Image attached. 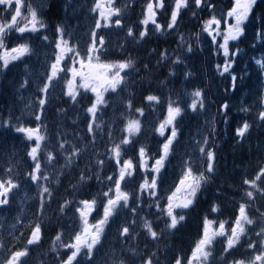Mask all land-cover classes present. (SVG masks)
Masks as SVG:
<instances>
[{
    "label": "snow or ice",
    "instance_id": "1",
    "mask_svg": "<svg viewBox=\"0 0 264 264\" xmlns=\"http://www.w3.org/2000/svg\"><path fill=\"white\" fill-rule=\"evenodd\" d=\"M200 0H197L199 5ZM256 0H235L234 5L228 11V18L230 19L233 14L236 15L235 26H230L228 29L229 35L225 36L223 44L220 47L223 49L225 57L230 54L239 55V49L234 53L229 48V40H238L245 34V29L242 26L247 22L251 8L255 5ZM51 7L50 0L46 3L37 4L32 13L30 21L31 27L17 28V34L24 38L27 34L35 36L37 33L41 34V39L45 43H51L46 34L47 24L43 19L42 13ZM214 23H219L214 21ZM120 25V21H117ZM15 27V25H13ZM64 26H56V42L53 45L54 59L50 62L48 76L46 77L41 92L43 99L40 100L41 112L35 116L36 121H41L43 117V106L47 103V92L51 86L53 78H59V74L63 72L68 76L66 82L65 95L69 97L72 103H76L79 92L76 91V81H82L80 87L85 91L92 93V102L86 109L90 119L88 123V133L92 143H95L94 123L97 113H101L108 104L105 99V93L109 90H118V85H122L121 72H116L115 76L109 78L108 73L115 70L117 67L113 64L93 63L91 53L97 52L95 47V31L93 32V43L89 48L90 55L87 60L80 57L78 52L73 51L70 39L64 38ZM131 35V30L129 31ZM146 33L141 32V37ZM215 43V37H213ZM257 43H264V30L258 29ZM105 41L100 37V47L103 48ZM255 47V44L253 45ZM189 51L191 49L189 48ZM35 54V50L27 39H22L21 42L11 49L4 57L3 66H0V73H6L10 62L21 61ZM72 54V55H69ZM163 55V54H162ZM70 60L71 64L67 67L65 72V61ZM179 63V58H177ZM254 63L264 70V52L260 53L259 57L254 58ZM119 68L126 71L132 66L131 61H122L119 63ZM219 68V65H217ZM231 67H235V61H232ZM229 71V66L224 67V72ZM95 72L97 79L89 81L88 73ZM223 74V73H221ZM169 75H175L174 72H169ZM188 75L187 73L185 74ZM235 74H233V90H235ZM27 79L25 78L22 87L27 86ZM194 95L197 97L202 96V92L195 91ZM144 103L148 105H160L161 97L155 93H147L144 95ZM124 107L131 110L133 107L132 99H129ZM224 109L227 110V104ZM195 103L192 104L190 110H195ZM144 109L141 107L136 108L137 116L142 117ZM166 119L163 123L159 124L156 129V134L161 138L168 136V139L161 146V154L153 161L152 157L148 154L147 149L140 146L136 149V156L138 163H134L132 158L122 159V152L133 143V139L138 137L141 126L138 119H128L125 122V128L122 132V140L107 148L108 158L111 159L116 171L106 177L109 187L107 190L99 194H92L86 198H64L59 204V214L61 216L68 215L69 212L75 215L76 229L71 235L70 239L65 242L63 229H57L56 234L50 241L51 251L57 254V259H60V253L57 251L56 244L60 242V248L64 253L63 259H60V264H80L81 255L89 262H94L97 257V252L101 248L104 237L107 234L113 221L117 218L118 213L121 211V206L129 209L135 217L137 208L143 207V197L148 196L150 203L148 207L152 209L160 218L166 221L165 228L168 233L175 234V232L187 222V212L195 206L197 194L202 190L206 176L204 174H194L191 166V161L186 160L182 168L181 175L175 187L166 195H161L160 188V175L164 171L167 161L171 155V145L175 138L178 137V131L175 129L174 124L177 119L182 115L180 107H174L171 101L167 102ZM259 119L264 120V111L259 113ZM166 125L173 126L169 131L166 130ZM5 126H10L9 122H5ZM248 124L245 123L241 129H238V135L248 131ZM17 131H27L29 139H35L41 143L46 141V136L39 134L41 129H23L19 128ZM65 144L59 143V148L64 149ZM40 153V144L30 147L28 152L29 159L32 161L31 171L25 173V178L35 185L39 192V204L36 209L37 216L43 217L45 205H50L54 196L53 187H58L60 180L57 177L55 184L51 185L52 177L44 171L42 164L38 161ZM80 154V149L73 148L71 154H65L66 159L71 162L72 155L77 157ZM209 160L214 162V152H209ZM56 159L53 153H49L47 161L51 164ZM103 159L98 161V165L103 167ZM209 174H214L213 163H209L207 167ZM142 177L137 189V205L131 207L132 196L130 193L123 189L127 181ZM90 177L82 174L79 177V184L85 185L89 182ZM261 180H264V167L260 168L251 179L245 178V192L243 193L244 199L238 202L239 206L234 214V219L220 220L221 206L218 202L213 201L207 212L204 213L200 230L196 237L193 238L187 253L177 251L172 260V264H212V257L214 255L215 242L218 238L224 239L222 258L228 260V264H264V241L261 242V251L252 256H233L232 253L239 249L243 243V238L248 236V230L254 227L252 219L251 204L256 201L255 192H259L264 196V189L259 187ZM20 187L19 181L9 179H0V211H5L11 207V194L14 189ZM76 188L75 185L72 186ZM253 189L255 191H253ZM98 196L103 198L102 211L99 210ZM256 212L260 216H264V210L259 209L257 206ZM95 213V215H94ZM23 220L17 216L16 224L13 227L22 225ZM29 235L24 238L20 248L15 251L9 249V254L6 256L4 264H26L31 257L32 250L38 248L44 239V231L46 225L37 222L32 225L29 222ZM230 225V227H229ZM135 226V219H132L128 224H121L118 229L119 237L126 241L127 238L132 236L131 229ZM145 235L149 240L156 243L161 237V231H158L152 224L151 220L145 219L143 224ZM257 236L264 235V226L256 229ZM23 236V231L19 232ZM250 238V237H249ZM14 247V246H12ZM3 248L0 242V249ZM256 243L252 242L243 249L244 251L255 250ZM155 252L145 253L140 257L142 264H154L153 257ZM158 259V257H157Z\"/></svg>",
    "mask_w": 264,
    "mask_h": 264
},
{
    "label": "trees",
    "instance_id": "2",
    "mask_svg": "<svg viewBox=\"0 0 264 264\" xmlns=\"http://www.w3.org/2000/svg\"><path fill=\"white\" fill-rule=\"evenodd\" d=\"M73 0H70L68 4L73 5ZM51 7L45 11V15L50 20V25L53 30L56 29L57 25L65 22L66 24L69 21H72L70 16V10L64 6L62 0H50ZM230 8V3L226 5ZM63 9L65 12L63 13ZM252 13L258 18V21H255L256 31L258 29L264 30V0H258L255 5L252 7ZM65 15L68 17L66 18ZM68 21V22H67ZM63 25V24H61ZM192 25L194 27L196 37L194 38L193 46V56H194V65L200 64L196 61V52L198 48H202L203 43L200 37L199 29L197 30L196 21L193 20ZM66 28L68 26L66 25ZM168 43L164 42H154L147 40L145 46L142 47L137 44H132L130 48L128 47V53L121 55V60L131 61L132 64L139 67L137 72L138 82L136 85L131 87V99L133 101V107L130 110V117H135L136 108L141 107L145 111L150 110L148 104L144 103V95L150 93L149 90L154 87V84L150 81L153 77L157 79L155 81L156 89L161 91V95L166 94L167 100L162 101V110L159 115L156 112L152 113L153 125L151 127L152 132L149 134L145 133L142 136L135 137L134 144L131 145L130 151L124 149L122 152V158L128 159L130 157L137 158L136 149L140 146H143L147 149L149 155H152L157 149L154 141V134L156 125L164 122L165 113L167 110V102L171 101L173 106H179L180 103L175 99V94L172 90L174 87L170 84L172 79L175 77L169 75L171 69L168 68L170 62H175L177 54L169 55L163 53L161 59H156L154 53L158 52L162 48L168 50H178V48L172 43V40H168ZM264 46V43H263ZM236 49H239V55L230 54L226 57L227 62L235 61L236 69H231L227 71L225 77L223 78L224 83L222 85H215L214 80L211 75V71H208L207 76H209L208 84L204 85L208 95V104L210 106L209 118L207 113L200 105V101L196 102L197 110L192 112L190 115V120L185 127L188 128L190 135L194 134L193 126L197 125L198 128H203L205 134L207 135L209 142H215L220 140L221 143L215 142L211 146H208V150L212 148L216 155V166L223 170V173L227 175V180L232 178V175L240 174L248 175L253 177L254 174L262 167H264V120L259 119V113L262 110H251L254 105H246L250 100L247 97L248 92L242 96H239L238 104L231 97L236 96V94L241 93L243 85L239 81L244 78L249 81L250 72L247 75V70L245 67L254 59L255 53L252 51L250 43L246 40L235 41L230 44V50L232 53ZM179 56V53H178ZM195 72L190 73V76L187 75V78L197 79L200 71L204 72L203 69H199L197 66L194 68ZM208 70V69H207ZM174 71V70H173ZM172 71V72H173ZM198 71V73H196ZM262 70H260L261 72ZM157 74V75H156ZM230 74H235L237 76L235 83V90H233V84L229 80L232 77ZM221 88H224L222 90ZM224 94L225 97L220 99L218 95ZM92 102V93L85 91L81 88L80 97L77 99V103H72L71 100L62 99L54 108L49 110V126L50 132L53 136V148H47L44 144L40 147L39 153V162L42 164V167L45 172H47L52 180L51 185L55 184L57 177L60 180L58 187H53L54 196L50 205H45L43 217L36 216L35 223L41 222L42 225H46L44 231V239L40 246L39 257L35 258L37 260L34 264H45L46 261H50L51 264H60V259H63L64 253L60 248V242L56 244L57 251L60 253V259H57V254L51 251L50 241L57 232V229H63L64 237L71 236V232L76 229L75 215L70 212L66 216H61L59 214V204L64 198H86L92 194H99L102 191H105L109 187V183L106 177L116 171L111 159L108 158L107 148L111 145H114L122 140V134L117 137L114 141L109 139L108 141L100 140L95 146H92L91 149L85 148L88 140L90 139L88 133V121L90 119L89 114L86 112L87 107ZM256 103V100L254 101ZM190 102L189 104H192ZM186 105V103H184ZM227 104V110L224 109V105ZM22 104L17 106V111L14 113L11 109H3L0 112V160L4 159L2 154L4 144L6 142V137L8 135H16V130L22 126H25L27 123H31V119L27 117V114L24 112L27 109H21ZM151 106V105H150ZM83 111V117L80 118L79 114ZM239 111V112H238ZM27 112V111H26ZM36 116V114H35ZM34 116V117H35ZM234 116H239L240 119L236 120ZM9 122L10 126H5V122ZM247 123L249 128L243 136L238 135L237 130L241 129L242 126ZM203 125V126H202ZM181 132V138L178 139V146L182 149L188 150L190 143V135H186L184 129L180 127V123L177 125ZM184 127V128H185ZM18 135V134H17ZM56 135H59L60 141L57 143L55 138ZM19 136V135H18ZM145 139V140H144ZM63 142L65 144L64 149L59 148V143ZM116 142V143H111ZM186 143V145L184 144ZM52 146V145H51ZM73 148L80 149V154L77 157L72 155L71 162L66 159L65 154H71ZM177 149V147H176ZM176 149L174 151H176ZM88 150L92 151L91 154L88 153ZM212 151V152H213ZM49 153H53L56 157L51 164L47 161V156ZM179 154L180 151L177 150ZM12 154V151H11ZM173 158V157H172ZM103 159V167L98 165V161ZM26 164V162H25ZM26 172L31 171L32 163L26 165ZM86 175L90 177V180L85 185L79 184L80 175ZM23 179L25 178V173L23 174ZM245 178L241 179L242 186L240 188H235L232 190L234 193L241 194L240 200L244 199L243 193L245 192ZM73 185L76 186L73 189ZM229 197V196H228ZM231 197V195H230ZM236 199L235 197H232ZM145 201L143 202V207L141 208L142 213H145V219L151 220L153 226L161 231V237L158 242L154 243L147 238L145 235V229L143 228V222H140L141 228L138 232V236L135 240L128 243L122 244V249L118 243L114 244L112 247L113 251L117 254H120L121 257L115 260L118 256L114 255L113 257H105L104 264H110V261H114L112 264H142L140 257L145 253L155 252V257H153L154 264H172V260L176 255L177 251H183L187 253L189 249V238L190 235L194 237L197 236L199 232V225H189L187 224V230H190V235L187 230L179 231L176 235L169 234L165 228L166 221L163 218H160L152 209L148 207L150 200L148 197H143ZM239 200V201H240ZM213 201L222 204L225 207L229 208V200H224L221 202L220 198L217 196L216 199H211L206 208L202 209L199 214L200 223L205 212L210 208V205ZM254 204V202H253ZM98 205L99 209L103 206L102 196H98ZM225 210H228L227 208ZM223 208H221L219 219L222 214L225 213ZM69 223H73V229L69 228ZM68 226V228H67ZM69 230V232H68ZM175 237L177 240H175ZM173 240V242H171ZM122 241H119V243ZM119 249L120 252H119ZM63 254V256H62ZM54 255V257H50ZM158 257V259H157ZM81 259V258H80ZM80 264H94V262H89L85 259L81 260Z\"/></svg>",
    "mask_w": 264,
    "mask_h": 264
},
{
    "label": "rangeland",
    "instance_id": "3",
    "mask_svg": "<svg viewBox=\"0 0 264 264\" xmlns=\"http://www.w3.org/2000/svg\"><path fill=\"white\" fill-rule=\"evenodd\" d=\"M19 2H20V0H0V15H3V16L8 15V16H11L12 18L16 17V15H17V20L19 21V24H23L24 23L25 24L24 27L30 28L31 27L30 21L32 19V13H33V10H35L36 5L37 4L46 3L47 0H29V2L27 1L26 2V11H27L26 13H21L22 12V7H20L18 5ZM95 2H96V4L99 7V2L98 1H95ZM234 2L235 1H233V4L231 5L230 8L233 7ZM137 3H139V2L134 1V0L131 1L132 5L133 4L137 5ZM150 5H151L150 2H147V5H146L147 8L146 9H147V11H149V13H148L149 21L148 20H140L139 19L138 23H131V20H128V22L125 21L126 23L121 26L122 30L124 32H126L127 34H129V31L131 30V33H132L131 37H133L135 35H140L141 32H145V33L149 32L150 33L149 24L147 23V22H152V14L150 13V10H149L150 9ZM230 8H226L225 12H224L226 14L227 20H226V30L224 31V33H222V39L220 40L221 44H223V42H224L223 38L225 36L229 35V32H228L229 27L230 26L234 27L235 24H236V15L235 14H233L232 17L230 18V19H232L231 22L228 20L229 18L227 16V14H228V11H229ZM121 14L122 15L120 16V18L124 17V13H121ZM43 19L46 22V24H48L47 26H49L51 28L52 26L49 24V18L46 17V18H43ZM108 25H110V24H108ZM93 26H94L95 30H96V26L100 27V26H98V22L94 23V21H93ZM110 26H113V24L110 25ZM45 31H46V34L49 37V40L51 41V43H45V44H43V46L45 47V49L49 53H51L53 51L52 55L54 57L55 49H54L53 45L55 44L56 39H57V37H56V29L55 30L51 29L48 32V27H47V29ZM86 33L90 34L89 32H85V34ZM37 34H38L39 37H41L40 33H37ZM208 34H210V33L208 32ZM30 38H31V40L33 42L34 36L30 34ZM64 38L66 39L65 36H64ZM67 39H69V37ZM39 40H41V38H39ZM230 41H232V40H229V42ZM255 41L257 42V38L255 39ZM209 50H211V49H209ZM4 57H3V60H4ZM44 62H45V60H44ZM224 67H222L221 69H219V68L213 69V67H211V69H210L211 72L216 77V81L215 82H216L217 85L225 84L223 78L225 77L227 72H224ZM233 68L234 67L230 66L229 70H231ZM35 71H36V74L34 76V83H36L35 85L37 86V89H38V87H39L38 83H41L40 82L41 78L38 76L37 70H35ZM66 71H67V68H65V72ZM257 72L254 71L253 72V77H250V81L248 82L249 83V88H247V86H246L247 84L244 86L246 88V92H248V93L250 92V93H252L254 95H257L258 91H259V89L256 88V86H260V84L264 83V78H263V80H262L263 82H262L261 78L259 76L256 77V73ZM221 73H223V74H221ZM230 75L232 77H230L229 80L233 84V74H230ZM0 77H1V74H0ZM124 79L125 78L122 79V85H118L117 86L118 87L117 91L114 92V91H112L109 88V90L105 93V99L107 101V104L110 105L112 108L116 109V113L114 115L110 116L107 113L106 108L103 109L102 114L99 113V112L97 113L96 118H95V123H94L95 142H99V140H101L100 136L98 135L99 133H101V134L102 133H106L107 134V132H108L109 134H107V135L110 138L115 135V133H111L110 131H112L114 129L116 123L118 122V117L120 116L118 111L120 109V106L123 103L126 104L127 97H128V94L122 89V87L124 85V82L126 81V79H125V81H124ZM150 81L153 84H155V81H157V80L153 77ZM66 82H65V85H66ZM235 83H236V80H235ZM2 84H3L2 83V78H0V91H1L2 86H3ZM221 89L224 90V88H221ZM110 91H112L114 94L112 95V93H111L110 97H108V94L110 93ZM199 91L201 92V90H199ZM60 92H64L65 93L66 90L65 89L64 90H58L57 92H55L56 93V98H55L56 102H57L58 98H60V96L62 95V94H60ZM223 97L224 96L222 95L221 98H223ZM124 98H125V101H124ZM198 99L200 100L201 107L204 110H207L208 107H203V103H205L208 106V103L206 102L205 95L202 94L201 97H197V96L194 97V100H198ZM236 99H238V98H236ZM257 100L259 102H256V103L254 102L253 103L254 107L251 109L253 111H255V110L256 111L257 110L260 111L261 107L264 106V95L260 94L259 96H257ZM0 102L1 103H3V102L10 103L12 101L8 97L3 96V97H1ZM26 102H28L30 104V108L35 107L34 105H32V103H33L32 99L26 98ZM196 110H197V106H196L194 111H196ZM262 110H264V107H262ZM83 116H84L83 112L80 113V118H82ZM189 117H190V113L188 112L187 115L184 117L185 119H183L182 122H184V120L189 121L187 119ZM127 118H128V115H125V120H127ZM233 118H235L236 120L240 119L239 116H234ZM119 128H121L120 130H124L125 123L122 124V122L120 121L117 129H119ZM185 130L188 132V128L187 127H185ZM193 132L195 134H198V133H200V134L193 136L192 141H191V145H190L189 154L183 160L179 161V164H177L178 166H177L176 170L174 171V174L172 176L168 177V179H166L162 184H160L161 190H164L165 192H167V194L175 187V184L178 182V178L181 175L182 168H183L184 162L186 160L190 159L191 166L193 168L194 174H198L196 166L201 165V163H202L204 151L207 150V147L209 146L208 145L209 144V139H208L207 135L205 134L204 129L203 128H198L197 125H195L193 127ZM162 144H161V146H162ZM92 145H93L92 142H89L88 146L91 147ZM18 154H20V152H18ZM8 170L5 167H0V179H9V178H11V177H7V176H9L8 175ZM170 185H172V187H170ZM27 192H28L27 189L26 190H22V192H21V190L20 191L19 190L16 191V189H14L12 194H11V201H14V204L10 207L9 211L8 210L0 211V242H2V244H3V248L2 249H4V248L7 249V248L12 247L21 238V236L19 235V232L21 230L19 228H17V227H15V228L13 227V225L16 224V217L18 216L17 214H15V204L17 203L16 201L19 200L21 195L26 197ZM28 197L30 198L31 196L29 195ZM6 218L8 220H5ZM12 220H14L13 224H12ZM121 224H122V222H121ZM254 226L255 227H259V226H262V225H260L259 222L255 221ZM104 240H105V238H104ZM111 245H112V243L110 244V246ZM2 249H0V253L2 252ZM102 252H103V254H101L100 256H104L108 252V249L105 247V248H103ZM259 252L260 251H255V252H253V255L255 253H259ZM120 257H121V255L118 254L117 259H119Z\"/></svg>",
    "mask_w": 264,
    "mask_h": 264
},
{
    "label": "flooded vegetation",
    "instance_id": "4",
    "mask_svg": "<svg viewBox=\"0 0 264 264\" xmlns=\"http://www.w3.org/2000/svg\"><path fill=\"white\" fill-rule=\"evenodd\" d=\"M99 2V10H103L102 7H106L108 2L105 3L106 0H93ZM110 1V0H109ZM138 1V6L140 7V11L145 16L146 20L149 21L148 16L146 15L149 11L146 9L147 0H135ZM156 0V3L150 2L152 12V22L155 23L156 26L162 27V21L164 18H169V24L166 26V34L177 36L182 32L190 30L192 27V18L193 16L196 18V21L199 22L198 29L204 27L210 28L213 25H220V21L222 20V14L224 13L225 0H200L199 5L197 4V0ZM110 6L107 8L109 13L107 12L105 24L107 28H117V33H119L120 29H118L117 21H120V25H122V20L119 18L118 14L120 9L118 6L131 5V0H116V4L113 2H109ZM102 6V7H101ZM125 6L123 8L125 12ZM212 12L210 16V21L207 20V14ZM181 13L182 16H181ZM144 20V19H141ZM214 21H218L219 23H214ZM113 24V26L110 25ZM101 28L104 27L100 24ZM220 41V38L218 39ZM209 42V41H208ZM212 41L211 50L214 51V45ZM215 52V51H214ZM215 60V58H214ZM216 62V61H215Z\"/></svg>",
    "mask_w": 264,
    "mask_h": 264
},
{
    "label": "bare ground",
    "instance_id": "5",
    "mask_svg": "<svg viewBox=\"0 0 264 264\" xmlns=\"http://www.w3.org/2000/svg\"><path fill=\"white\" fill-rule=\"evenodd\" d=\"M263 27H264V26H263ZM182 50H184V51H189V48L186 47V46H179L178 50H168V49H166V48H162V49H160L158 52L154 53V56L156 57V59L159 60V59H161V56H162L163 53H167V54H169V55H175V54L180 53ZM189 52H190V51H189ZM196 61H198V62L201 64V65H200V64H198V65L201 67V69H203L204 74L209 75V74H208V71H207L206 68H209V67H210L211 62H210V60L208 59L205 50H203L202 52H200V53H198V54L196 55ZM206 75H205V76H206ZM207 77H209V76H207ZM247 98L250 99L251 96H248ZM215 142H217V143H221L220 140H216ZM215 142H214V143H215ZM212 143H213V142H209L208 145L211 146ZM214 143H213V144H214Z\"/></svg>",
    "mask_w": 264,
    "mask_h": 264
}]
</instances>
